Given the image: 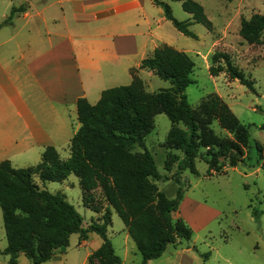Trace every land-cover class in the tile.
I'll return each instance as SVG.
<instances>
[{
	"label": "trees",
	"instance_id": "obj_1",
	"mask_svg": "<svg viewBox=\"0 0 264 264\" xmlns=\"http://www.w3.org/2000/svg\"><path fill=\"white\" fill-rule=\"evenodd\" d=\"M152 1L163 10L165 20L184 36L197 38L189 30L192 24H200L211 31L212 24L203 7L194 0H181L182 10L189 15L185 21H177L168 4ZM25 10L24 4L12 7L9 15L0 22V29L11 25L14 16ZM239 28V36L244 42L259 44L264 31V15L242 19ZM220 61L224 62V67H209L212 76L225 68L231 79L253 90V83L232 65L228 55L215 53L212 62L220 64ZM193 68L194 63L185 52L163 44L143 59L138 69L170 82L169 89L147 92L132 69L130 84L103 91L95 105L84 98L77 100L79 128L70 140L68 160H61L51 146L45 149L35 166L14 168L9 161L0 163V210L6 238V247L0 255L8 256V264H16L20 254L32 264H43L58 250L69 246L71 235H78L80 244L87 241L90 233L100 238L101 245L89 255L88 264H94L93 259L98 264H121L106 237L110 209H114L121 219L141 256L140 264L160 258L170 245L191 239L192 231L185 222L172 217L183 199L182 189L179 187L172 199L158 190L155 182L165 178L157 171L152 155L145 148L144 138L153 128L154 115L167 116L171 128L163 146L169 152L175 150L182 154L177 163L178 170L196 173L199 127L184 94L194 83L191 78ZM208 108L218 114L220 125L235 136V142L206 146L211 149L200 159L207 165V175L211 176L220 173V160L228 159L231 167L241 162L240 148L247 144L249 133L217 98L209 101ZM179 124L186 130L179 128ZM134 147L143 151L132 153ZM256 148L264 158L261 147L256 145ZM169 156L178 160L175 155ZM71 174L78 178L82 203L93 212H97L94 191L100 190L108 205L102 224L92 223L89 228H83L81 216L62 194H52L34 183L35 177L42 184L60 183ZM176 182L180 183L179 180Z\"/></svg>",
	"mask_w": 264,
	"mask_h": 264
},
{
	"label": "rangeland",
	"instance_id": "obj_2",
	"mask_svg": "<svg viewBox=\"0 0 264 264\" xmlns=\"http://www.w3.org/2000/svg\"><path fill=\"white\" fill-rule=\"evenodd\" d=\"M168 4L177 21L189 18L181 7V0H159ZM199 3L210 20L212 27L208 31L200 24H192L189 30L196 39L186 37L170 23L164 31L170 36L174 49L185 52L193 61L191 78L194 81L184 94L192 108L199 127V157L195 160L196 173L178 170L177 163L182 158L179 151L169 152L163 145L171 128V122L164 114L153 117V128L145 136V148L152 155L157 171L165 179L155 182L159 191L167 198L176 196L181 187L183 199L174 219L181 218L191 229L189 241H181L175 246H168L163 255L147 264H264V158L257 151L256 145L264 153V31L259 44L249 45L239 36L242 19H249L255 14L264 15V0H194ZM146 8L156 17L157 7L143 0ZM29 6L28 0H0V22L10 13L12 7ZM15 15L8 28L0 30V55L14 56L16 44L25 43L31 34L22 31L23 21ZM6 27V26H5ZM215 53H225L231 63L253 83V90L231 79L225 68L217 76H212L209 67L224 62L213 63ZM149 93L171 87L170 82L163 81L151 72L134 69ZM128 83L120 82L119 86ZM213 98L223 103L240 124L247 128L249 139L241 146L242 160L236 167L229 165L228 159L220 160V173L207 175V165L200 157L207 156L215 143L235 142L234 134L225 130L218 121V114L209 111L208 104ZM186 130L182 124L178 125ZM61 160L70 157L69 143L55 148ZM143 150L134 147L132 153ZM40 154V153H39ZM169 155H175L177 161ZM8 156L12 167L27 168L40 162V155L29 151L24 155L17 152L3 154ZM176 180H179L178 184ZM34 183L52 194H62L82 218L83 228L92 223L102 224L107 203L100 190L94 191L93 212L82 203V194L78 178L69 175L58 182L41 183L36 177ZM255 211L254 215L252 212ZM110 225L106 237L110 241L121 264H140L141 256L127 235L125 227L110 209ZM0 244L6 245L0 210ZM84 247L78 248V235H71L64 264H85L90 254L100 245V238L90 233ZM208 254L206 258L205 255ZM87 256V257H86ZM3 256L0 255V260ZM94 264H98L93 259ZM88 264V261L87 263Z\"/></svg>",
	"mask_w": 264,
	"mask_h": 264
},
{
	"label": "crops",
	"instance_id": "obj_3",
	"mask_svg": "<svg viewBox=\"0 0 264 264\" xmlns=\"http://www.w3.org/2000/svg\"><path fill=\"white\" fill-rule=\"evenodd\" d=\"M28 2L18 15L31 38L16 44L13 57L0 55V153L35 151L41 158L47 147L70 143L79 98L95 105L103 91L130 84V71L172 40L164 31L170 22L152 0L156 17L143 0ZM3 157L0 163L11 161ZM68 248L43 264H64ZM15 263L32 264L23 254Z\"/></svg>",
	"mask_w": 264,
	"mask_h": 264
}]
</instances>
